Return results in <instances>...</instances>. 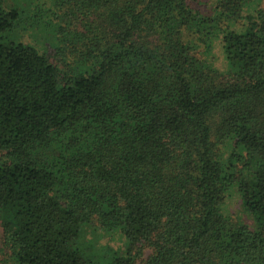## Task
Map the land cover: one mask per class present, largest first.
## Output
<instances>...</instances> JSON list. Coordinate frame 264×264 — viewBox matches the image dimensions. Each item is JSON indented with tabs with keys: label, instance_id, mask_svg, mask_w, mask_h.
I'll return each mask as SVG.
<instances>
[{
	"label": "trees",
	"instance_id": "trees-1",
	"mask_svg": "<svg viewBox=\"0 0 264 264\" xmlns=\"http://www.w3.org/2000/svg\"><path fill=\"white\" fill-rule=\"evenodd\" d=\"M31 19L41 52L9 40L27 23L0 0V264H264V0H50ZM242 21L218 72L214 34Z\"/></svg>",
	"mask_w": 264,
	"mask_h": 264
},
{
	"label": "rangeland",
	"instance_id": "rangeland-1",
	"mask_svg": "<svg viewBox=\"0 0 264 264\" xmlns=\"http://www.w3.org/2000/svg\"><path fill=\"white\" fill-rule=\"evenodd\" d=\"M3 5L6 9L11 7H17L20 9L22 13L23 20H26L27 24L22 23L21 26L17 27L14 31L9 33V40H11L14 43H20L24 45H29L37 49L38 51H43L47 47L51 45V29H35L34 27H29V22H33L31 17H33L35 13V8H43L48 10L50 8V0H2ZM258 3V1L254 2L248 10H246V13L249 10H253L255 5ZM47 20H44L46 22ZM31 24V23H30ZM53 24L51 23V26ZM245 23L239 22V23H226L221 26V28L217 29L214 38L212 39L213 49L211 53L208 55V60L212 64L213 68L217 70L218 72H226L228 71V66L226 65L222 50L220 49L218 43H219V37L223 33V30L227 31H233L236 33L243 32ZM47 41V42H46ZM232 199L228 200L226 202V209L231 215H235L236 217L240 216V207L237 205V203ZM242 219L250 223L249 220L246 217H242ZM250 226V225H249ZM96 236V235H95ZM98 239L95 241L92 240V243L96 245V243L99 241L101 236H96ZM0 238H1V229H0ZM109 242L107 244L106 250H108L110 254L113 253H119L122 244L116 240V237H112L111 239H108Z\"/></svg>",
	"mask_w": 264,
	"mask_h": 264
}]
</instances>
